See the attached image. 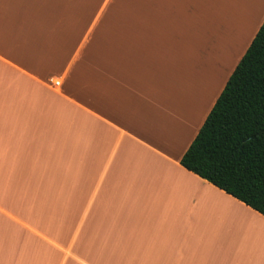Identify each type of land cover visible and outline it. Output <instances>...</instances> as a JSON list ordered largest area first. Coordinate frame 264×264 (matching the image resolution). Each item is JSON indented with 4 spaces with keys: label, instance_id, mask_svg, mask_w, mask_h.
<instances>
[{
    "label": "crops",
    "instance_id": "0c3cea01",
    "mask_svg": "<svg viewBox=\"0 0 264 264\" xmlns=\"http://www.w3.org/2000/svg\"><path fill=\"white\" fill-rule=\"evenodd\" d=\"M106 1L0 0V264H264V215L181 163L232 0Z\"/></svg>",
    "mask_w": 264,
    "mask_h": 264
},
{
    "label": "trees",
    "instance_id": "16d2710c",
    "mask_svg": "<svg viewBox=\"0 0 264 264\" xmlns=\"http://www.w3.org/2000/svg\"><path fill=\"white\" fill-rule=\"evenodd\" d=\"M181 163L264 215V21Z\"/></svg>",
    "mask_w": 264,
    "mask_h": 264
},
{
    "label": "rangeland",
    "instance_id": "374dc122",
    "mask_svg": "<svg viewBox=\"0 0 264 264\" xmlns=\"http://www.w3.org/2000/svg\"><path fill=\"white\" fill-rule=\"evenodd\" d=\"M78 8L86 10L85 0H77ZM102 1L104 3L102 4ZM240 1V2H239ZM238 5H243L238 7ZM90 2L88 3V5ZM94 4H100V10H104L109 3L106 0H93ZM233 12L231 14V31L225 30V34H221L215 44L204 46L205 52V73L206 76L217 73L221 78L220 83L227 78L236 67L241 59L245 47L250 37L254 34L259 21L264 15V0H232L229 5ZM90 10L87 9V12ZM95 10L93 11L94 15ZM103 14H98L102 16ZM109 15V14H108ZM85 17V16H81ZM93 17V16H92ZM95 17V16H94ZM109 21H116L115 16H107ZM87 18H89L87 16ZM234 21V22H233ZM248 31V33H247ZM255 35V34H254ZM228 36H230L228 38Z\"/></svg>",
    "mask_w": 264,
    "mask_h": 264
}]
</instances>
